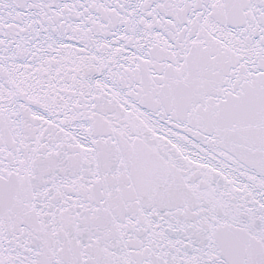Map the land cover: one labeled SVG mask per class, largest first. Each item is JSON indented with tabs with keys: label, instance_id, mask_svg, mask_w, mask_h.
<instances>
[{
	"label": "snow or ice",
	"instance_id": "obj_1",
	"mask_svg": "<svg viewBox=\"0 0 264 264\" xmlns=\"http://www.w3.org/2000/svg\"><path fill=\"white\" fill-rule=\"evenodd\" d=\"M0 264H264V0H0Z\"/></svg>",
	"mask_w": 264,
	"mask_h": 264
}]
</instances>
